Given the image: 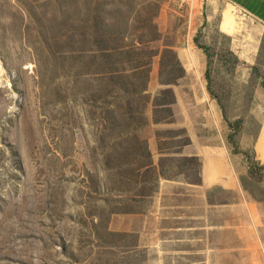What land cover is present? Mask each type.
<instances>
[{"label": "rangeland", "instance_id": "1", "mask_svg": "<svg viewBox=\"0 0 264 264\" xmlns=\"http://www.w3.org/2000/svg\"><path fill=\"white\" fill-rule=\"evenodd\" d=\"M69 1L0 0V264H114L105 261L109 251H116L119 264H264V168L249 171L252 162L264 164L252 147L264 107L262 100L253 112L257 93L264 98V30L235 11L234 36L241 43L253 45L262 37L251 66L233 52V35L220 30L225 6L213 9V0H87L110 10L103 15L110 20H128L131 41L139 35L132 29L136 19H153L160 35L149 45L158 54L145 93L139 102H121L143 112L146 123L129 131L146 141L152 164L159 168L162 159H175L164 162L171 179L160 177L155 193L142 201L127 194V178L114 173L116 160L106 156L110 133L102 128V109L90 99L115 93L120 99L125 87L100 73L64 75L48 58L49 49H60L55 37L65 38ZM76 1L86 20L83 1ZM229 18L227 13L222 24L226 31L232 28ZM168 49L183 71L174 69L175 82L163 84L168 78L161 63ZM193 70L194 77L186 73ZM203 87L220 107V120L198 102ZM166 89L175 103L171 112L160 111L158 119L166 120L157 123L152 103ZM189 128L203 145L223 140L231 159L243 156L242 194L217 186L206 192L178 186L163 195L164 180L191 184L188 179L198 178L199 163L182 159L190 158ZM163 205L174 207V213L156 214ZM150 210L155 213L142 216ZM140 231L153 246H142ZM128 249L136 251L132 257Z\"/></svg>", "mask_w": 264, "mask_h": 264}, {"label": "trees", "instance_id": "2", "mask_svg": "<svg viewBox=\"0 0 264 264\" xmlns=\"http://www.w3.org/2000/svg\"><path fill=\"white\" fill-rule=\"evenodd\" d=\"M82 1L85 7L83 14H87V19L81 20V11L76 4L77 1L70 0L63 24V27H66L65 38L61 40L55 37L60 49H49L52 57L48 56V58L53 61L55 71L58 72L59 67L64 69V75L67 74L77 78L92 77L100 73L101 76L108 75L111 82L125 87V90L121 89L122 97L120 99L116 93L108 96L112 98L110 102L107 100L108 97L100 98L98 96L95 99L94 94L90 99L95 104H99V108L102 109L101 115L104 118L102 128L110 133L108 143L110 151L106 156H111L116 160L113 167L114 173L127 178L128 182L124 185L127 194L143 201L155 193L160 177L171 179L172 176H169L170 174L165 169L164 162L175 159H162L159 168L152 164L149 159L150 154L146 141L137 138L136 134L129 131H137L146 123L143 112L135 104L132 107L130 103L122 104L121 102L128 101L130 98H137L135 102H139L140 95L145 93L153 56L158 54L157 51L154 52L149 49V45L151 42L158 40L160 35L157 27L152 23L153 19L148 22L136 19L132 29L139 32V35L137 38L135 37V41H131L130 35L133 34L129 31L128 20L117 19L116 17L110 20L103 16L106 13L111 15L110 10L101 8L99 3ZM150 8L153 10L152 7ZM201 48L208 53L210 52L209 47ZM231 53L228 52L233 56V53ZM163 57L161 63L163 74L168 78L167 83L164 80L163 84H171L175 82L170 80L172 71L177 68L183 71V68L174 51L170 49L164 51ZM93 67L96 68V71L93 70ZM55 80H58L57 75ZM171 93L170 89L162 90L153 100L152 108L155 122L159 123L166 120V118L158 119L157 115L161 113V110L171 112V105L175 103V98ZM164 96L172 99L159 102V98ZM118 99L119 104L116 108ZM113 124H116V128L113 127ZM188 143L189 141L184 145ZM182 159L189 163L195 161L199 163L198 178L188 180L191 184L201 185V160L198 157ZM252 167L261 169L264 168V164L252 162L249 164V171ZM251 172H254V170ZM135 252L128 249L127 255L132 257ZM115 253L116 251H109L106 254V263L119 264L116 262Z\"/></svg>", "mask_w": 264, "mask_h": 264}, {"label": "crops", "instance_id": "3", "mask_svg": "<svg viewBox=\"0 0 264 264\" xmlns=\"http://www.w3.org/2000/svg\"><path fill=\"white\" fill-rule=\"evenodd\" d=\"M211 7H215L217 5L222 4L225 6V9L221 12V23H220V30L226 32L227 34L233 35L234 41H232V50L233 52L240 58L244 59L249 65L256 66V63L258 61L260 46H261V40L262 37H258L257 41L253 43V45H250L249 43H241L240 38L237 36H234L237 31V20L236 15H234L235 11L238 12V14H244L248 17H250L253 21H255L259 27L264 30V0H213L210 1ZM218 8L215 7L213 9ZM232 15V18H229V22L232 24L231 31H226L222 28V24L225 18L226 14ZM264 33V31L262 32ZM248 38V37H247ZM248 40V39H247ZM194 67L197 66V64L193 65ZM200 66L202 68L205 67L204 63H201ZM187 74H190L191 77H194V70L186 72ZM256 100L259 101V104H257L256 111H253L254 113L259 112L258 108L261 109L262 106L260 103L264 98L262 95L257 93ZM198 102H202L204 104H207V111L213 112L212 115H216L218 120L222 118V111L220 107L215 103L211 102L209 99V96L204 93V87H203V96ZM211 114V113H209ZM189 134L191 136V144L185 148L186 151H189L187 153V156L190 157H199L201 160V179L202 184L201 185H193L184 182L183 180H164L161 183V189L160 191H165L163 195L168 194L166 192L167 188H179L178 186H181L182 188H194V189H201V190H208L214 186L220 187L223 190L235 192L242 194V185H241V176L245 174L247 171V168L245 166L243 156L237 157L234 155L233 159H231V155L229 152V149L224 144L223 140L222 142L214 145L205 146L203 145L201 139L199 138L198 134L195 132L194 129L189 128ZM249 147V146H245ZM252 147L255 151L256 157L259 161L264 162V107H263V116L260 120V126L259 131L256 134V138L254 143L252 144ZM244 148V147H243ZM185 152V150H184ZM188 191V190H187ZM196 191V190H195ZM160 193V192H159ZM159 195V194H158ZM162 196V193H160ZM165 200V197H164ZM169 204V203H167ZM166 204V205H167ZM163 205V211H157L156 214L159 216H167L168 214H173L172 208ZM172 211V212H171ZM155 212H152L151 210L147 213L142 215L143 217H147L148 214H153ZM196 226L193 228H189V230H196ZM207 228V226H206ZM146 231V227L143 229ZM166 230H175L174 227H160L158 231H166ZM177 230V229H176ZM144 231H140V235L142 237V246H145L146 248H149L153 246L150 243H146L147 240V234ZM148 231V230H147ZM165 242L168 240L165 239ZM206 243L208 244L209 241L207 240Z\"/></svg>", "mask_w": 264, "mask_h": 264}]
</instances>
